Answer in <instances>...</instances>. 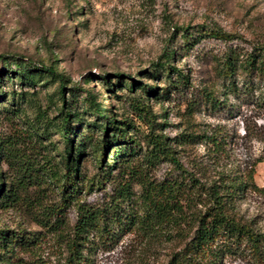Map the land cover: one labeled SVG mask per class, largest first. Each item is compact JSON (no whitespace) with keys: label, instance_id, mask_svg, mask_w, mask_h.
Instances as JSON below:
<instances>
[{"label":"rangeland","instance_id":"1","mask_svg":"<svg viewBox=\"0 0 264 264\" xmlns=\"http://www.w3.org/2000/svg\"><path fill=\"white\" fill-rule=\"evenodd\" d=\"M206 26L237 34L242 40L199 38V31ZM180 28H188L193 35L187 46ZM262 40L264 0H0V57L23 59L17 60L26 68L32 64L52 67L58 73L50 77L29 69L28 80H21L18 74L1 72L0 140L19 143L24 158L37 167L48 156L56 163L63 148L59 129L53 127L61 107V89L73 134L76 131L75 143L81 135L94 138L99 134L88 110L90 97L101 111L105 112L110 103L117 118L129 117L145 131L146 126L132 114L130 106L131 99L143 98L155 115L156 131L169 139L188 172L201 178L196 165L210 161L211 146L197 137L219 127L227 136L224 146L229 155L220 168L225 173L244 175L254 165V182L262 188L264 159L257 160L264 156V85H255L252 94H229L225 98L223 82L215 77L212 66L213 59L226 50L250 52ZM174 49L171 65L188 76L187 86L169 89L167 98H147L139 91L128 92L127 85L118 86L113 77L117 73L124 75L123 81L141 79L158 90L166 87L165 75L158 74L154 67ZM8 65L12 69L13 64ZM8 65L0 59V71ZM145 72L149 74L143 75ZM104 76H109V86L99 79ZM203 89L224 99L225 104L212 109L199 102L198 94ZM41 121L44 135L32 132L30 126ZM186 136L190 141L179 144ZM114 152L107 150L106 163ZM86 155L80 160V173L87 179L96 177L99 171L95 161L92 155ZM16 169L0 160V184L3 190L13 185L15 195L11 201H0V230H24L30 244L15 247L10 259L0 250V264H66L65 245L73 236L75 207L63 213L66 227L62 234L54 232L49 226L52 220L43 212L57 201L51 185L32 175L23 176L22 183H17L20 172ZM177 175L167 162H161L153 172L158 180ZM110 193L112 188L106 182L99 190L81 194L79 200L96 205ZM4 203L6 206L1 207ZM236 208L264 233V193L245 192ZM142 245L127 234L113 250L92 253L90 264H137ZM219 264L257 263L247 254H232Z\"/></svg>","mask_w":264,"mask_h":264},{"label":"trees","instance_id":"2","mask_svg":"<svg viewBox=\"0 0 264 264\" xmlns=\"http://www.w3.org/2000/svg\"><path fill=\"white\" fill-rule=\"evenodd\" d=\"M180 31L187 46L193 35L188 28H180ZM199 32V38L224 42L242 40L241 36L214 26L202 27ZM175 53L176 49L168 52L154 67L158 74H164L166 78V87L160 90L157 86L144 84L141 79L123 81L124 75L119 73L113 77L118 80V86L127 85L128 92L139 91L147 98H167L169 89L188 85V76L171 65ZM3 58L0 57L3 63L13 64V67L11 69L8 65L0 71V76L1 72L13 73L20 75L21 80H28L29 69L50 77L58 76L52 67L37 68L32 64L26 68L18 63L19 58L15 61L14 57ZM212 66L215 77L223 82L225 98L229 94H252L255 85H264V40L254 44L250 52L230 48L221 57L214 58ZM137 73L141 77V71ZM107 77L99 79L109 86ZM60 92L61 107L53 127L59 129L63 148L56 163H52L48 156L42 160V166L37 167L33 161L24 158L19 143L13 145L11 141L2 140L0 160L3 159L8 166L17 167L16 171L20 172L17 183H22L23 176L32 175L51 185L57 201L43 212L44 217L52 220L49 226L54 228V232L62 234L66 227L63 213L67 208L75 207L73 236L65 245L66 264H90L92 253L113 250L127 234L143 244L137 255V264H219L232 254H247L257 264H264V233L252 220L241 216L236 208L245 192L264 193V186L259 188L254 182V165L244 175L225 173L220 168L222 162L229 158L224 146L227 136L221 128L205 131L197 137L211 146L210 161L196 165L202 178L200 181L201 178L188 172L180 163L175 150L169 145V139L156 131L155 115L142 97L131 99L130 106L132 114L146 126L145 131L136 127L129 117L117 118L110 103L105 112L101 111L100 105L90 97L88 110L95 118L93 126L97 127L99 134L94 138L93 135H81L75 143L76 131L73 134L72 119L64 109L63 90ZM198 97L201 98L199 102L212 109L225 104L224 99L217 98L208 90H201ZM42 123L30 124L32 132L44 135ZM187 137L179 144L189 142ZM108 149L115 152L106 163ZM84 154L92 155L99 171L96 177L87 179L80 173V160ZM263 159L264 156L257 162ZM161 162L171 164L178 175L155 179L153 172ZM114 171L117 175L113 176ZM106 182L112 188L107 199L96 205L79 200L81 194L99 190ZM12 186L3 190L0 184L1 202L15 197ZM4 206L6 203L1 205ZM26 235L24 230H0V250L10 259L15 247L30 244Z\"/></svg>","mask_w":264,"mask_h":264}]
</instances>
